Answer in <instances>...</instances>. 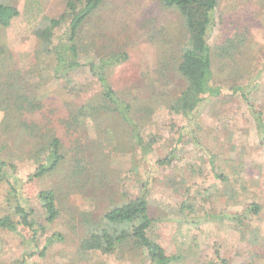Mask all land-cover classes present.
<instances>
[{
  "label": "rangeland",
  "instance_id": "rangeland-1",
  "mask_svg": "<svg viewBox=\"0 0 264 264\" xmlns=\"http://www.w3.org/2000/svg\"><path fill=\"white\" fill-rule=\"evenodd\" d=\"M0 3L16 7L20 13L10 28H0V47L7 51L0 54L5 67L21 73L39 99L46 101V97H54L59 105L71 101L73 96L63 88L62 82L52 79L53 57L46 58V50L33 34L45 17H60L65 9L63 0H0ZM222 16L247 21L249 32L234 60L215 59L213 82L226 88L256 85L250 102L264 118V0H221L209 36L214 52L224 33ZM106 18L119 43L125 40L130 29L133 32L127 37L137 38L128 47L129 59L108 70V81L120 95L139 93L148 101L159 63V48L147 37L153 29L150 21L156 19L171 32L178 33L179 16L164 11L160 0H108L92 21ZM228 22L226 19L224 25ZM67 26L61 25L55 31V45ZM95 61V56H87L83 58V67L67 75L66 81L77 88L83 101L100 89L89 66ZM169 80L171 85L165 90L176 97L181 81L177 77ZM160 90L163 88L159 87L156 95ZM147 118L142 121L140 131L143 147L135 143L119 119L109 118L108 130L123 155L110 158L104 175L99 176V172L93 175L97 177L92 180L97 187L91 182L87 189L71 194L60 186V216L49 224L42 217L38 195L44 190L58 189L64 173L29 181L36 165L29 160L25 149L32 140L23 136L20 126L16 129L10 126L7 131L4 113L0 112V160L8 163L2 174L16 184L20 202L34 210L33 217L45 227V231L38 228L35 233L22 226L17 233L0 230V264L20 261L26 264H150L144 254L119 251L104 255L92 251L82 256L79 253L87 226L86 214L91 221H97L114 206L138 196H145L149 202L154 220L149 235L164 247L167 255L185 257L180 264H205L214 258L216 251L228 264H264V140L248 103L241 97L211 99L201 105L196 124L189 128H186L187 118L171 113L162 103ZM84 123L80 133L84 144L91 146L102 133L92 121ZM166 158H170L168 163L156 164ZM91 161L97 159L93 157ZM217 173H222L226 180L221 182ZM8 195V186L0 182V216L6 212ZM250 203L259 204L261 213L247 221L244 230L214 218L220 214L241 215ZM186 204L190 206L186 208ZM56 233L63 236V242H54L42 257L46 240Z\"/></svg>",
  "mask_w": 264,
  "mask_h": 264
},
{
  "label": "trees",
  "instance_id": "trees-1",
  "mask_svg": "<svg viewBox=\"0 0 264 264\" xmlns=\"http://www.w3.org/2000/svg\"><path fill=\"white\" fill-rule=\"evenodd\" d=\"M107 3L108 0H63L65 9L60 17H45V24L39 25L33 32L46 50V58L51 56L54 59L52 79L62 82L63 88L73 96L71 101L59 105L54 97H46V101L39 99L33 94L21 73L9 70L0 59V112L4 113L5 127L8 131L10 126L15 129L20 126L19 130L23 132V136L32 140L27 150L25 149L29 160L36 165L29 181L64 173L58 189L44 190L38 195L42 217L49 224L54 223L60 216V186L71 194L82 192L93 179L97 180L93 175H98V172L99 176L104 175L106 164L112 156L123 155L108 130L107 121L111 117L119 119L135 143L143 147L144 141L140 135L142 121L149 120L147 117H151L156 106L161 103L171 113L187 118L189 125L186 128H189L196 124V113L205 102L220 97H241L248 103L251 116L264 140L263 114L250 102L256 85H234L226 88L213 82L215 59H235L239 48L247 40V21H239L234 16L232 19L222 16L224 33L214 52L209 44V36L221 0H160L164 11H172L179 16L181 29L174 33L156 19H151L153 29L148 32L147 37L159 48V63L156 77L150 85L153 92L148 94V101H144L139 93L120 95L108 81V70L129 59L128 47L132 46L137 38L127 37L133 32V29H130L127 30L125 40L119 43L107 18L93 23L96 14ZM19 14L16 7L0 3V28H10ZM226 19L230 20L227 26ZM64 24H68V28L58 37L55 45V31ZM87 25L90 26L88 29ZM240 27L242 34L239 33ZM5 52L7 51L0 47V54ZM92 55L96 61L89 65L90 71L100 89L90 99L83 101L77 88L71 87L66 79L71 71L84 66L83 58ZM170 76L181 81V88L176 97L170 96L165 90L171 85ZM159 87L163 90L156 95ZM86 120L92 121L102 133L97 140L91 142V146L84 144L80 133ZM93 157L97 161H91ZM169 161L170 158H166L156 161V164L163 165ZM7 166L6 161L0 160V182H4L9 189L6 212L0 216V230L17 233L18 228L22 226L33 233L37 232L38 228L42 232L45 231V227L33 217L34 210L18 199L19 188L16 184L6 180L2 174ZM216 177L221 182L226 180L222 173H217ZM93 185L97 187L94 182ZM189 206L186 204V208ZM260 213L261 206L250 203L241 215L220 214L214 218L221 222L233 223L238 230H244L246 222H250L252 217ZM84 217L87 226L79 248L82 256L92 251L104 255L121 251L144 254L150 264H180L185 259L181 255H167L164 247L149 235L154 220L150 216L149 202L145 196H138L114 206L97 221H91L89 214ZM253 236L255 238V233ZM63 240V236L56 233L46 240L40 255L46 256V250L53 246L54 242ZM35 245L37 247L36 242ZM19 264L26 263L20 261ZM205 264H228V261L216 251L214 258Z\"/></svg>",
  "mask_w": 264,
  "mask_h": 264
}]
</instances>
